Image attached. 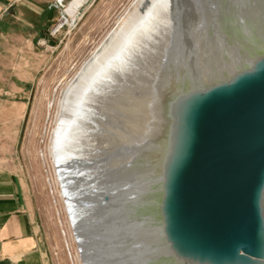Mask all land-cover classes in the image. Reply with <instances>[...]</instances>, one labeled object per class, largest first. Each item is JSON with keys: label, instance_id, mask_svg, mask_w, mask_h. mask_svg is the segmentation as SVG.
<instances>
[{"label": "water", "instance_id": "1", "mask_svg": "<svg viewBox=\"0 0 264 264\" xmlns=\"http://www.w3.org/2000/svg\"><path fill=\"white\" fill-rule=\"evenodd\" d=\"M185 2L221 34L247 9L264 18V0ZM251 55L164 89L147 157L121 176L129 225L98 239L97 264H264V46Z\"/></svg>", "mask_w": 264, "mask_h": 264}, {"label": "bare ground", "instance_id": "2", "mask_svg": "<svg viewBox=\"0 0 264 264\" xmlns=\"http://www.w3.org/2000/svg\"><path fill=\"white\" fill-rule=\"evenodd\" d=\"M86 1L73 0L67 12L75 16ZM185 1L133 0L79 69L49 94L47 132L37 133L45 150L40 153L37 143L34 154L43 160L37 167L41 174L49 162L81 264H97L98 239L106 245L124 222L129 225L120 189L127 179L121 176L128 161L147 157L145 141L156 129V102L164 89L204 73L211 59L210 70L220 72L226 59L251 57L264 46V18L250 9L221 22L228 25L224 42L214 28L220 22L209 27L195 19L201 17L200 4L187 16L178 12L186 9Z\"/></svg>", "mask_w": 264, "mask_h": 264}, {"label": "rangeland", "instance_id": "3", "mask_svg": "<svg viewBox=\"0 0 264 264\" xmlns=\"http://www.w3.org/2000/svg\"><path fill=\"white\" fill-rule=\"evenodd\" d=\"M132 1L87 0L78 8L77 14L71 16L67 8L73 0H58L59 19L47 31L46 42L38 48L34 45L38 58L32 55L31 62L38 70L28 93V110L21 122L0 124V158L10 162L28 183L42 215L53 264L81 263L70 238L67 214L58 199L49 162L44 161V175L37 168L43 162L34 154L37 143L40 153L45 150L46 143L39 140L37 133L42 128L47 132L43 122L51 91L57 92L62 79L79 69ZM12 95L0 94V98L16 99ZM46 122L49 125L48 117Z\"/></svg>", "mask_w": 264, "mask_h": 264}, {"label": "crops", "instance_id": "4", "mask_svg": "<svg viewBox=\"0 0 264 264\" xmlns=\"http://www.w3.org/2000/svg\"><path fill=\"white\" fill-rule=\"evenodd\" d=\"M58 0H0V124L23 120L38 58L60 16ZM35 58V57H33ZM0 264H53L39 207L22 175L0 158Z\"/></svg>", "mask_w": 264, "mask_h": 264}]
</instances>
